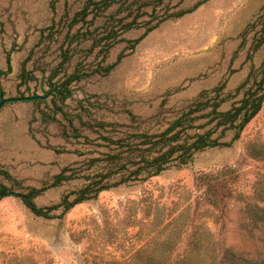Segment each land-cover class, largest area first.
<instances>
[{"label": "rangeland", "instance_id": "obj_1", "mask_svg": "<svg viewBox=\"0 0 264 264\" xmlns=\"http://www.w3.org/2000/svg\"><path fill=\"white\" fill-rule=\"evenodd\" d=\"M199 1L167 0L158 7L153 24L167 8L188 9ZM84 4L85 0H0V68L7 69L9 51L13 67L2 78L3 97L44 96L36 102L10 101L0 110V167L13 178L0 180L18 193L46 187L36 198L40 206L56 204L81 187V179L51 184L66 166L86 167L84 159L98 148L84 137H73L70 120L84 135L97 137L88 122L130 123L128 112L133 111L144 120L141 128L158 131L202 90L212 91L227 81L225 95L234 92L250 66V42L241 47V32L264 9V0H205L194 11L160 23L133 50L128 41L120 42L103 63L127 54L111 73L85 76L71 84L70 97L58 98L47 94L54 83L66 80L78 66L90 72L102 62L99 49L90 52L91 41L71 39L81 28L71 27L72 17ZM145 31V26L134 28L123 37L135 39ZM66 49L70 61L61 66ZM262 59L260 50L254 61L259 65ZM24 66L27 81L21 78ZM231 102L223 103L222 109ZM234 134L231 130L224 139ZM210 178L217 185L219 206L207 194ZM255 205L264 206V105L231 146L206 149L187 165L102 191L63 218L36 216L19 196L4 197L0 264L196 260L217 255L221 242L251 256L264 255V225L249 213ZM212 264H221L219 258Z\"/></svg>", "mask_w": 264, "mask_h": 264}, {"label": "trees", "instance_id": "obj_2", "mask_svg": "<svg viewBox=\"0 0 264 264\" xmlns=\"http://www.w3.org/2000/svg\"><path fill=\"white\" fill-rule=\"evenodd\" d=\"M167 0H85L83 8L77 11L71 20V27L81 24V28L72 34V41H91L90 52L99 49L102 62L98 68L86 72L78 66L67 76L66 80L54 83L47 94L67 99L72 94L71 84L80 81L93 73L107 75L127 55L123 52L113 63L104 64L111 50L120 42L128 41L133 50L142 39L160 23L174 17H181L197 9L205 0L197 2L193 7L178 11L167 10L161 18L158 17V7ZM151 9L149 12L148 9ZM149 15L150 19H143ZM142 19V20H141ZM99 23V21H101ZM146 27V31L135 39H126L127 31ZM241 47L248 42L246 61L249 62V72L234 92L225 95L227 81L220 82L212 91L202 90L190 103L180 109L174 118L169 120L165 128L151 131L141 128L139 116L129 111L130 123L120 121L96 120L87 125L97 137L84 135L81 128L70 120L73 137H84L95 152H90L84 159L86 167H64L54 176L51 186H59L76 179L83 180V185L64 195L60 202L40 206L36 198L46 187H28L22 193L0 180V201L7 196H19L24 204L36 216L44 218H63L76 205L92 200L105 190L124 184L139 183L161 174L171 166H184L191 163L196 154L209 148L231 146L239 137L245 126L260 112L264 105V9L245 26L241 32ZM262 50L263 59L259 65L255 63L256 54ZM11 53L7 56V69L0 68V96H4L2 78L13 71ZM61 66L70 61V51H63ZM52 77H55L53 75ZM24 81L28 79V71L24 66L21 72ZM211 92H215L211 95ZM239 96V97H238ZM27 99L33 102L42 101L40 95ZM238 97V98H237ZM232 100L228 109H222L223 103ZM165 104V102L163 103ZM136 123V124H135ZM235 131L233 138L225 140L229 131ZM100 141V142H99ZM13 179L9 171L0 167V177ZM206 179L208 174L203 175ZM207 181V180H206ZM209 199L219 206L215 197L216 184L211 178L206 182ZM57 211H60L57 213ZM254 220L264 225V206L255 205L249 209ZM220 244V243H219ZM216 251V250H215ZM219 258L221 264H264V255L256 252L254 255L238 252L221 242L218 254L211 257L172 259H152V264H212ZM206 259H211L207 261Z\"/></svg>", "mask_w": 264, "mask_h": 264}, {"label": "water", "instance_id": "obj_3", "mask_svg": "<svg viewBox=\"0 0 264 264\" xmlns=\"http://www.w3.org/2000/svg\"><path fill=\"white\" fill-rule=\"evenodd\" d=\"M42 97H44V96H42ZM30 98H32V97H30V96H25V97H2L0 99V110L2 109V107L6 103H8L10 101H19V100L30 99Z\"/></svg>", "mask_w": 264, "mask_h": 264}]
</instances>
